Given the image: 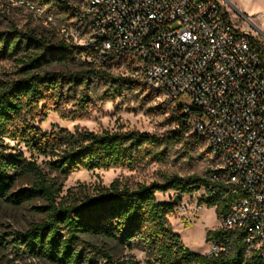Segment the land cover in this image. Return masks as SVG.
Wrapping results in <instances>:
<instances>
[{"label": "trees", "instance_id": "1", "mask_svg": "<svg viewBox=\"0 0 264 264\" xmlns=\"http://www.w3.org/2000/svg\"><path fill=\"white\" fill-rule=\"evenodd\" d=\"M37 2L61 15L60 23L67 20V0ZM80 55L88 57L90 53L62 41L49 43L31 32L0 31V59L14 58L19 66L15 78L0 81V199L17 207L32 200L45 201V205L34 208L45 215L41 222L23 232L0 235V243L54 264H137L131 256L114 260L108 251L83 237L103 238L128 251L143 252L148 264H241L242 255L237 251L209 257L190 252L168 222L167 217L178 204L173 198L197 191L205 185V176L170 174L162 175L160 181L132 185L115 179L80 200L57 201L61 189L49 173L66 177L77 170H132L143 162L162 161L170 146L180 144L185 150L203 146L191 132L188 114L168 104V121L173 130L163 135L77 128L46 133L34 127L35 119L49 110L63 120L82 118L91 102L86 89L94 80L106 87L103 95L110 100L119 97L124 89L141 87L140 80L114 76L102 67L92 66L91 61L77 71L44 69ZM78 87L81 92L75 95ZM69 104L72 109L64 110ZM21 145L28 157L16 150ZM25 179L31 183L16 189V183ZM168 192L174 193L168 201L157 199L156 193ZM203 201L208 208L216 204L213 198ZM225 206L218 204L217 216ZM223 237L226 238L222 230L209 231L206 242Z\"/></svg>", "mask_w": 264, "mask_h": 264}, {"label": "built area", "instance_id": "2", "mask_svg": "<svg viewBox=\"0 0 264 264\" xmlns=\"http://www.w3.org/2000/svg\"><path fill=\"white\" fill-rule=\"evenodd\" d=\"M227 1V0H225ZM57 33L98 64L132 62L135 74L165 104L188 114L203 142L205 185L179 197L185 216L226 206L223 239L206 256L241 253L264 264V38L235 26L222 0H67ZM1 13L25 6L44 25L53 16L26 0H0ZM234 8V7H233Z\"/></svg>", "mask_w": 264, "mask_h": 264}, {"label": "rangeland", "instance_id": "3", "mask_svg": "<svg viewBox=\"0 0 264 264\" xmlns=\"http://www.w3.org/2000/svg\"><path fill=\"white\" fill-rule=\"evenodd\" d=\"M35 8H39L53 16L54 21L44 25L42 20L34 19L32 11L25 6H10L9 12L1 13L0 3V31L16 29L31 32L37 37H42L49 43L62 41L56 27L60 23L61 15L48 11L46 5H38L37 0H26ZM231 12V19L235 26L250 35H261L264 38V0H222ZM234 7V8H233ZM62 23V22H61ZM63 42V41H62ZM90 57L83 55L65 63H51L44 69L51 71H77L88 66ZM92 66L102 67L112 75L131 76L140 78L135 74L133 65L129 63L98 64ZM14 58L0 59V81L13 79L18 68ZM105 86L97 81H92L86 89L91 102L76 120H63L52 110L44 116L37 117L32 125L42 132L49 133L58 128L73 131L74 129H87L93 132L137 130L155 135H163L173 130L168 117V105L156 93L149 91L143 84L140 88L124 89L115 99H108L103 95ZM75 95L81 92L78 87ZM69 104L64 110L72 109ZM11 144H13L11 142ZM25 157L29 154L21 145L17 147ZM203 146L200 144L185 150L183 145L170 146L166 150L164 159L160 162H143L130 170L125 167L110 168L108 170H77L66 177L49 173L60 186L61 192L57 201L80 200L84 195L90 194L94 189L108 186L113 180L119 179L130 185L135 183H149L160 181L162 175L177 174L189 176L192 174L205 176L206 164L203 157ZM42 158L38 159L40 164ZM29 179L16 183V189L28 186ZM45 205L44 200H32L25 205L17 207L0 199V235L10 232H23L31 225L41 222L45 215L34 210L35 207ZM168 222L173 231L179 235L182 244L193 253L206 254L209 251L206 234L217 230L220 223L214 209L208 208L203 212H193L182 216L175 210L168 217ZM84 241L91 242L102 250L111 254L114 260L127 259L129 256L137 264H148L143 252L128 251L112 241L103 238L83 237ZM0 264H54L40 257L30 256L20 249H12L0 243Z\"/></svg>", "mask_w": 264, "mask_h": 264}, {"label": "crops", "instance_id": "4", "mask_svg": "<svg viewBox=\"0 0 264 264\" xmlns=\"http://www.w3.org/2000/svg\"><path fill=\"white\" fill-rule=\"evenodd\" d=\"M173 195H174L173 192H168V193H166L164 195L163 194H160V193H156V197L160 201H168Z\"/></svg>", "mask_w": 264, "mask_h": 264}, {"label": "water", "instance_id": "5", "mask_svg": "<svg viewBox=\"0 0 264 264\" xmlns=\"http://www.w3.org/2000/svg\"><path fill=\"white\" fill-rule=\"evenodd\" d=\"M173 201H174V202H178V201H179V198L175 196V197L173 198Z\"/></svg>", "mask_w": 264, "mask_h": 264}]
</instances>
